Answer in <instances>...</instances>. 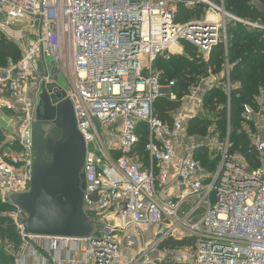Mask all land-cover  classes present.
I'll return each mask as SVG.
<instances>
[{
  "label": "built area",
  "instance_id": "2783aa9c",
  "mask_svg": "<svg viewBox=\"0 0 264 264\" xmlns=\"http://www.w3.org/2000/svg\"><path fill=\"white\" fill-rule=\"evenodd\" d=\"M0 20L7 28L27 26L33 36L20 58L0 64V120L9 122L0 124V204L12 207L0 216L18 236L16 248L0 237V249L12 264L30 257L42 264H264V169H250L231 152L229 133L223 139L210 133L178 154L187 115L207 111L209 92L223 91L230 105L231 64L180 98L176 81L158 68L159 60L184 54L183 47L173 52L182 43L206 60L218 45L228 56L230 24L262 31L264 25L228 13L224 0H0ZM61 75L67 89L57 86ZM44 83L73 102L87 144L85 211L93 238L25 234L27 215L10 204L31 188ZM174 101L179 107L169 119L159 117L157 108ZM250 141L263 160L264 140ZM199 150L216 163L213 170L203 167ZM149 228L151 239L126 251ZM175 240L187 243L165 246Z\"/></svg>",
  "mask_w": 264,
  "mask_h": 264
},
{
  "label": "trees",
  "instance_id": "16d2710c",
  "mask_svg": "<svg viewBox=\"0 0 264 264\" xmlns=\"http://www.w3.org/2000/svg\"><path fill=\"white\" fill-rule=\"evenodd\" d=\"M219 2L220 0H213ZM258 3L264 8V0H224L225 10L233 16L264 25V10H261ZM185 12V11H184ZM229 47L228 56L225 55L224 47H215L208 60L197 50L195 58H186L183 55L171 56L169 60H159L158 68L164 72V79L168 82L176 81L175 91L179 98L187 93L188 88L195 84L201 77L209 74L222 72L226 61L231 68V82H239L240 87L234 88L231 92L230 105L227 97L221 90H213L204 98V104L212 115L208 118L193 119L190 128L202 131L205 126L214 125L210 133L217 134L221 139L225 138L228 129L230 130L231 152L244 154L245 159L252 166L256 167L260 159L251 146V141L243 129L244 114L248 111H255L259 108L258 95L264 93V31L251 29L243 24H230L228 26ZM0 53L8 57H16V49L8 42L0 40ZM180 61H182V66ZM4 63H1V65ZM264 98V96H263ZM179 107V101L164 102L157 108L159 117L168 120V113ZM252 123V122H251ZM253 124V123H252ZM199 158L204 157L202 163H210L206 153L198 151ZM201 159V160H202ZM209 161V162H208ZM12 209L11 206L0 204V213ZM11 220L0 216V237L9 239L16 247L18 236ZM186 241H172L165 246L174 248L182 247ZM12 264V257L9 253L0 249V264Z\"/></svg>",
  "mask_w": 264,
  "mask_h": 264
},
{
  "label": "water",
  "instance_id": "95a60500",
  "mask_svg": "<svg viewBox=\"0 0 264 264\" xmlns=\"http://www.w3.org/2000/svg\"><path fill=\"white\" fill-rule=\"evenodd\" d=\"M61 88L44 83L35 111V161L31 188L10 200L26 213L25 234L86 239L96 233L85 211L84 169L88 148L78 129L75 107ZM58 131L59 135H54ZM50 155V161L45 157Z\"/></svg>",
  "mask_w": 264,
  "mask_h": 264
},
{
  "label": "rangeland",
  "instance_id": "374dc122",
  "mask_svg": "<svg viewBox=\"0 0 264 264\" xmlns=\"http://www.w3.org/2000/svg\"><path fill=\"white\" fill-rule=\"evenodd\" d=\"M198 12H200V11H198ZM196 14L199 15L198 13H196ZM3 31H4V33H2ZM32 37L33 36L30 33V31L27 29V26L26 27L23 26V27H21L19 29H16V28H7V26L5 25V22L0 20V40H3L5 42H8L11 46L14 47V49H16V57H21V55L23 54L24 50L26 48H28V46L31 44ZM181 47L184 48V53H185L184 56H186V58H195L196 57V54L198 53L197 50L194 49L193 47H191L190 45H187L185 47L183 43L177 45L176 47H174L173 48V52L176 53V54L179 53L180 52L179 48H181ZM173 56H175V55H173ZM5 61H6V56L3 55L2 53H0V64L1 63H5ZM47 61L49 63H51V59H47ZM180 63H181V65L179 67L182 66V61H180ZM57 86H59V87H61L63 89H67V87H68L67 86V83H66V81H65V79L63 78L62 75L59 77ZM260 91H261L260 92L261 95H258L257 96L259 108L257 110H255L253 112V114L254 113L257 114V113H259L261 111L264 112V98H263L264 93H263L262 90H260ZM206 110L207 111H204V112L202 110H201V112L200 111H197V113H194V111L192 110V112H190L187 115V117H186L187 118V128L185 129V131H184V133L182 135V139H181V146L183 148H180V150L178 151L179 154H181L183 152L182 149L191 148L192 145H193V143H196V142L201 143L206 138H208V136L210 135V129L214 128V125L213 124H211L210 126L209 125L208 126H205L202 129V131H197V132H195L194 130H192L190 128L191 122L193 120L192 118L195 116V114H199L200 119L201 118H208L210 116V114H209L210 112L208 111V109H206ZM247 114L250 115L249 112H247L246 114H244V119H243L244 125H243V129L245 130L244 132L250 138L251 136H254L256 133L258 135L261 132H263L262 129H264V120L262 119L263 117L254 118L252 116V118H249V117H247ZM0 122H2V120H0ZM10 128L13 130L11 124H10ZM229 131H227V132L230 134ZM228 133L225 136V138L228 136ZM54 135H59V132L58 131H55L54 132ZM230 136H231V134H230ZM114 144L116 145V138L115 137L109 138V145L110 146H113ZM234 154L236 156L244 157V154H242L240 152H234ZM50 158H51V156L50 155H47L45 157V161L46 162H49L50 161ZM202 158H204V157H201L200 158V161L201 162L203 160H205V159H202ZM145 159H147V157ZM202 165H203L204 168L209 169L211 171V170H213L215 168L216 163H212V162H210V163H204V164L202 163ZM248 165H249L248 167L250 169H264V159L263 160L260 159V162H259V164L256 167L252 166L249 162H248ZM154 232H155V229L154 228H149V230L146 233L144 239L149 241L151 239V236L154 234ZM143 244L144 243L142 242V240H140L139 245H137V247L135 245H130V246H128V248L126 249V251H136L137 252L138 251V248L139 247H142Z\"/></svg>",
  "mask_w": 264,
  "mask_h": 264
},
{
  "label": "crops",
  "instance_id": "0c3cea01",
  "mask_svg": "<svg viewBox=\"0 0 264 264\" xmlns=\"http://www.w3.org/2000/svg\"><path fill=\"white\" fill-rule=\"evenodd\" d=\"M258 5H259V7L261 8V10H264V8L258 3ZM250 23H255V22H252V21H249ZM255 24H258V23H255ZM241 86V84L239 83V82H235V83H233V89L234 88H238V87H240ZM209 111V110H208ZM210 112V111H209ZM210 115H212V113L210 112L209 113ZM202 119V118H201ZM263 120H264V116H263V118H262ZM7 123V124H6ZM0 122V124H2L4 127H7V125H8V123L9 122ZM263 130V132H261L260 134H258L257 135V133L255 134L256 136H258L261 140H264V129H262ZM179 154V153H178ZM2 213V212H1ZM1 217H3V216H1ZM148 240H144V241H142L143 243H145V242H147ZM27 263L28 264H42L43 262H42V260H41V258H28V260H27Z\"/></svg>",
  "mask_w": 264,
  "mask_h": 264
}]
</instances>
